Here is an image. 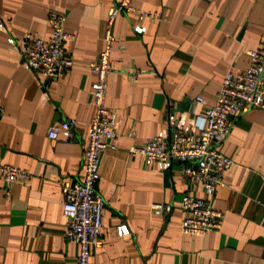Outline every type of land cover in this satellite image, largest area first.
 Segmentation results:
<instances>
[{"label":"crops","instance_id":"1","mask_svg":"<svg viewBox=\"0 0 264 264\" xmlns=\"http://www.w3.org/2000/svg\"><path fill=\"white\" fill-rule=\"evenodd\" d=\"M119 0H0V162L24 170L6 197L0 184V264H75L76 245L63 237L60 183L81 180L82 153L94 114L88 65L102 49L108 9ZM160 21L118 14L104 105L113 116L115 151L98 156L95 191L105 203L101 247L88 264H264V112L236 117L217 147L231 161L225 186L210 206L222 213L218 231L182 234L184 196L201 198L174 163L166 181L128 148L166 129V114L189 125L190 102L213 105L227 69L247 68L246 52L264 44V0H131ZM49 14L63 15L64 44L72 66L47 81L25 71L6 44L23 34L47 38ZM133 26L144 28L135 34ZM18 44V42L16 43ZM74 120L69 136L46 138L49 126ZM131 133V137H126ZM167 207L154 215L152 206ZM125 226L126 235L116 228Z\"/></svg>","mask_w":264,"mask_h":264},{"label":"built area","instance_id":"2","mask_svg":"<svg viewBox=\"0 0 264 264\" xmlns=\"http://www.w3.org/2000/svg\"><path fill=\"white\" fill-rule=\"evenodd\" d=\"M121 13H130L137 19L160 21L159 13H144L131 6V0H119L107 12L106 27L102 35V49L96 59L88 65L94 76L92 84V104L94 114L88 123L85 147L82 153L81 180H64L60 183V212L66 224L63 237L76 245L75 264H88L91 251L101 247V214L105 203L95 191L98 156L103 151H115L116 134L113 116L104 105L106 77L110 71L109 57L113 37L110 27L114 18ZM64 16L49 14L47 25L49 35L39 38L23 34L18 44L12 38L6 44L18 55L20 66L27 72L52 81L61 77L71 66L70 57L64 44L73 37L63 30ZM2 26L0 25V28ZM135 34H142L144 28L133 26ZM249 58L247 68L242 71L227 69L215 95L214 103L194 113L201 98L190 102L191 122L184 125L171 112L166 114V129L145 140L138 147H130V156L139 155L145 167L155 166L159 172L167 171L174 163L180 165L179 174L190 184H198L202 197L184 195L179 202L183 213L179 228L182 234L203 236L218 231L222 213L210 206L217 188L225 186L223 173L231 161L220 155L217 147L225 140L234 119L249 110L264 112V44L256 50L246 52ZM3 109L0 106V116ZM74 120H63L48 127L46 138L53 141L58 135L68 137L75 125ZM127 134L126 137H131ZM30 175L22 169L0 162V184L6 197L8 187L13 182L27 181ZM167 207L154 204V215H162ZM118 236L126 235L125 226L116 228Z\"/></svg>","mask_w":264,"mask_h":264},{"label":"water","instance_id":"3","mask_svg":"<svg viewBox=\"0 0 264 264\" xmlns=\"http://www.w3.org/2000/svg\"><path fill=\"white\" fill-rule=\"evenodd\" d=\"M162 176H163V181H166V176H167V171H163L162 172Z\"/></svg>","mask_w":264,"mask_h":264}]
</instances>
